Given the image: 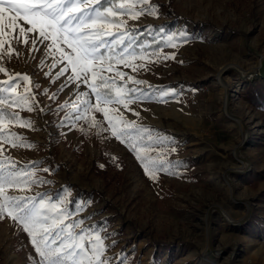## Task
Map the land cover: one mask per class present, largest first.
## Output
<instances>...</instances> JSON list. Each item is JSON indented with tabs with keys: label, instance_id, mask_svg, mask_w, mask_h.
<instances>
[{
	"label": "rangeland",
	"instance_id": "obj_1",
	"mask_svg": "<svg viewBox=\"0 0 264 264\" xmlns=\"http://www.w3.org/2000/svg\"><path fill=\"white\" fill-rule=\"evenodd\" d=\"M147 3L156 6L154 15L122 14L119 35L113 29L103 37L100 52L116 57L112 70L106 61L96 62L105 68L99 75L115 81L113 98L118 88L132 90L127 107L99 105L127 122L113 120L126 143L95 110L89 85L102 81L88 73L87 82L81 77L61 91L72 72L69 66L56 77L67 60L48 47L51 40H42L38 30L27 32L31 25L23 20L4 29L0 89L9 91L0 98L10 117L0 120V167L30 181L6 185L5 194L56 204L65 224L82 220L72 231L89 230L85 242L99 235L109 264H264V108L242 97L247 85L264 86V78L247 76L264 56V0ZM165 22L174 28H163ZM138 26L162 41L157 52L143 49L148 42L132 50L128 30ZM121 55L124 63L117 62ZM21 96L28 99L12 102ZM93 120L98 127L90 126ZM128 143L157 162L155 179ZM78 190L89 195L72 199ZM40 260L22 225L7 213L0 217V264Z\"/></svg>",
	"mask_w": 264,
	"mask_h": 264
},
{
	"label": "snow or ice",
	"instance_id": "obj_2",
	"mask_svg": "<svg viewBox=\"0 0 264 264\" xmlns=\"http://www.w3.org/2000/svg\"><path fill=\"white\" fill-rule=\"evenodd\" d=\"M104 2L111 6L101 10V0H0V36L7 35L5 28L14 30L18 26V21L23 20L31 25L27 32L38 30L42 40L50 39L52 43L48 47L55 46L56 52L60 53V60H67V66H61L56 77L59 78L68 72L69 66L72 72L65 84L61 86V91L74 80H80L81 77H83L82 82H87L88 73H91L93 81L97 79L102 81L101 85L95 83L89 85L98 102L95 110L102 112L108 120L112 135L122 143H126L121 138L123 132L116 128L113 120L120 119L125 124L127 122L123 121L122 117L109 116L110 110L101 108L99 105L101 103L104 105L123 104L127 107L132 101L128 100L126 103L125 100L132 90L118 88L113 98L110 86L114 85L115 81L100 76L99 73L105 68L98 67L96 62L106 61L108 70H112L111 61L116 57L111 54L106 57L100 49L106 47L103 37L112 36L113 29L116 30L115 34L119 35L120 29L124 26V22L118 19L120 15L126 13L131 18L145 13L154 15L156 6L148 5L147 0H119V2L104 0ZM137 5H141L138 11L135 10ZM20 33L25 34L23 27L20 28ZM32 43L35 44L36 41L33 40ZM119 43H123L122 38ZM114 47L109 49L110 53L114 52ZM68 49H71V52ZM117 62H125L122 55ZM51 67L55 68L56 63H53ZM3 71L4 69L0 68V72ZM116 75L123 76L124 73L116 71ZM20 79L27 81L28 77L22 76ZM3 83L7 84L8 81ZM134 83H141V81H134ZM99 87L109 90L100 91ZM7 91H9L8 88L0 89V92ZM25 91L27 92V89ZM77 95L88 94L78 93ZM27 99V96H21L13 99L12 102L23 103ZM5 102L4 98H0V105ZM2 119L3 113L0 112V120ZM21 123L28 124L29 122L22 121ZM90 126L98 127L99 125L93 120ZM9 135L15 136V134ZM16 139L20 138L16 137ZM0 140H5V137L0 135ZM13 146L20 145L14 143ZM127 146L135 152L136 159L140 162L145 174L155 179L154 172L157 170V162L141 155L136 145L128 143ZM159 170L165 171L162 165ZM20 176L21 173L5 172L0 167V217L7 213L13 221L22 225V231L30 237L36 253L41 258L40 264H109V259L103 258L106 246L103 245L99 235H96L94 240L88 239L85 242L86 236L83 233L89 230L81 229L80 234L72 231L74 228H80L83 224L82 220L65 224L63 209L57 210L56 204H47L43 198H40L37 203L36 197L6 195V185L20 188L30 182L20 179ZM35 182L31 181V183Z\"/></svg>",
	"mask_w": 264,
	"mask_h": 264
},
{
	"label": "trees",
	"instance_id": "obj_3",
	"mask_svg": "<svg viewBox=\"0 0 264 264\" xmlns=\"http://www.w3.org/2000/svg\"><path fill=\"white\" fill-rule=\"evenodd\" d=\"M119 2V0H117ZM110 4H106L104 0H101L100 7H108ZM172 14L168 13V17ZM163 28L165 29H173L174 25L171 23L165 22L162 24ZM153 29H158L157 26H154ZM128 33L131 37L134 38V44L131 46L132 50L138 49V46H141L144 42H148V46L143 48L144 50H153L157 52L163 45L162 41L157 40L154 36L150 35L147 31H145V26H138L135 28H131L128 30ZM123 45H127L124 42ZM106 91V90H100ZM243 100L246 101L249 105H251L255 109H263L264 108V86L262 84H256L254 86L247 85L244 89L243 93ZM0 112L3 113L6 117H10V112L8 109L7 104L0 105ZM102 177H106L107 172L105 171H98ZM85 194L86 196L89 195L88 192L85 191H77L72 199H76L79 194ZM260 197L264 201V192L261 193Z\"/></svg>",
	"mask_w": 264,
	"mask_h": 264
},
{
	"label": "water",
	"instance_id": "obj_4",
	"mask_svg": "<svg viewBox=\"0 0 264 264\" xmlns=\"http://www.w3.org/2000/svg\"><path fill=\"white\" fill-rule=\"evenodd\" d=\"M261 60V66L258 68V73L255 72L253 75L254 77H260V78H264V56L260 57Z\"/></svg>",
	"mask_w": 264,
	"mask_h": 264
},
{
	"label": "bare ground",
	"instance_id": "obj_5",
	"mask_svg": "<svg viewBox=\"0 0 264 264\" xmlns=\"http://www.w3.org/2000/svg\"><path fill=\"white\" fill-rule=\"evenodd\" d=\"M260 66H261V60H260ZM255 72L258 73V71H256V70H251V71H249V73H248V75H247L248 78L250 79L251 77H253V76H254L253 74H254Z\"/></svg>",
	"mask_w": 264,
	"mask_h": 264
}]
</instances>
